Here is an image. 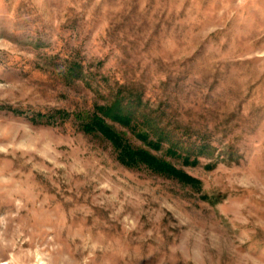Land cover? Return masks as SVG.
Segmentation results:
<instances>
[{
	"label": "rangeland",
	"instance_id": "rangeland-1",
	"mask_svg": "<svg viewBox=\"0 0 264 264\" xmlns=\"http://www.w3.org/2000/svg\"><path fill=\"white\" fill-rule=\"evenodd\" d=\"M115 98L197 186L79 128ZM0 264H264V0H0Z\"/></svg>",
	"mask_w": 264,
	"mask_h": 264
},
{
	"label": "trees",
	"instance_id": "trees-1",
	"mask_svg": "<svg viewBox=\"0 0 264 264\" xmlns=\"http://www.w3.org/2000/svg\"><path fill=\"white\" fill-rule=\"evenodd\" d=\"M65 115L68 116V113ZM78 117L80 116L78 115ZM148 119V113L143 110L135 114L133 111L129 112L123 107L121 100L115 98L109 104L95 105L92 111L81 118L79 128L84 133L97 134L108 140L117 153V159L128 167L143 165L154 173L177 179L183 184L197 186L199 180L176 167L173 162L167 160L164 156L153 152V150L162 149L163 144L166 143L169 144L165 149L168 154L176 155L178 149L175 142H172L169 137L170 132L167 131L166 127L158 125V122H150ZM150 119L152 118L150 117ZM111 121L118 122L132 132H136L138 138L147 147L133 146L114 127ZM185 162H188L187 158H185Z\"/></svg>",
	"mask_w": 264,
	"mask_h": 264
}]
</instances>
